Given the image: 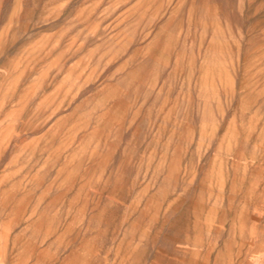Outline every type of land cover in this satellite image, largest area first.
<instances>
[{"label":"rangeland","instance_id":"1","mask_svg":"<svg viewBox=\"0 0 264 264\" xmlns=\"http://www.w3.org/2000/svg\"><path fill=\"white\" fill-rule=\"evenodd\" d=\"M0 264H264V0H0Z\"/></svg>","mask_w":264,"mask_h":264}]
</instances>
